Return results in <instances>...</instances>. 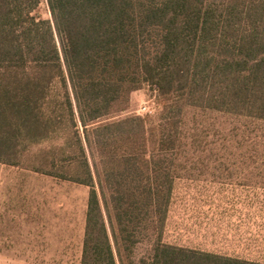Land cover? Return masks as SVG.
<instances>
[{"label": "trees", "instance_id": "obj_1", "mask_svg": "<svg viewBox=\"0 0 264 264\" xmlns=\"http://www.w3.org/2000/svg\"><path fill=\"white\" fill-rule=\"evenodd\" d=\"M262 139L264 0H0V162L89 188L79 264H264L166 237L198 166Z\"/></svg>", "mask_w": 264, "mask_h": 264}, {"label": "rangeland", "instance_id": "obj_2", "mask_svg": "<svg viewBox=\"0 0 264 264\" xmlns=\"http://www.w3.org/2000/svg\"><path fill=\"white\" fill-rule=\"evenodd\" d=\"M42 11L48 15L45 4ZM143 107L159 110L149 85L132 92L126 113L143 116ZM244 151L198 166L180 185L168 240L264 262V139L259 155ZM88 194L86 186L0 162V264H79ZM148 250L141 243L136 256Z\"/></svg>", "mask_w": 264, "mask_h": 264}, {"label": "built area", "instance_id": "obj_3", "mask_svg": "<svg viewBox=\"0 0 264 264\" xmlns=\"http://www.w3.org/2000/svg\"><path fill=\"white\" fill-rule=\"evenodd\" d=\"M146 108H147V107H143V109H142V110H143V111H145V113H148V112H149V110H147ZM146 110H147V111H146Z\"/></svg>", "mask_w": 264, "mask_h": 264}]
</instances>
